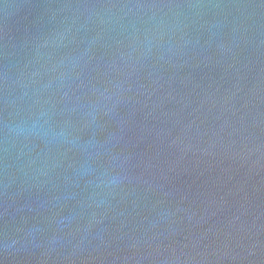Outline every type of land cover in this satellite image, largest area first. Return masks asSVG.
<instances>
[{
	"label": "water",
	"instance_id": "1",
	"mask_svg": "<svg viewBox=\"0 0 264 264\" xmlns=\"http://www.w3.org/2000/svg\"><path fill=\"white\" fill-rule=\"evenodd\" d=\"M0 264H264V0H0Z\"/></svg>",
	"mask_w": 264,
	"mask_h": 264
}]
</instances>
